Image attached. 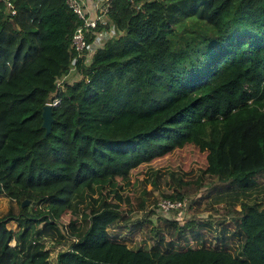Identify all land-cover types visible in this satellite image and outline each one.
<instances>
[{"label":"trees","instance_id":"trees-1","mask_svg":"<svg viewBox=\"0 0 264 264\" xmlns=\"http://www.w3.org/2000/svg\"><path fill=\"white\" fill-rule=\"evenodd\" d=\"M9 2L0 0V194L9 203L0 264H264V0H107L109 22L95 30L111 23L114 33L86 64L71 45L82 21L64 0ZM71 69L80 77L67 82ZM53 101L43 136L41 107ZM182 147L203 154L195 188L175 168L150 165ZM163 177L170 190L160 196L179 200L210 182L190 205L224 201L230 232L222 221L213 232L210 218L160 215L148 246L110 234L127 211L154 206L143 186ZM65 241L51 260L46 244Z\"/></svg>","mask_w":264,"mask_h":264},{"label":"rangeland","instance_id":"rangeland-1","mask_svg":"<svg viewBox=\"0 0 264 264\" xmlns=\"http://www.w3.org/2000/svg\"><path fill=\"white\" fill-rule=\"evenodd\" d=\"M102 45V44H101ZM103 46V45H102ZM102 48V47H101ZM66 77L67 82H72L76 79H79L80 74L77 73V71L74 69H71L68 73L63 75ZM61 79H59L60 81ZM151 166L158 167L159 169H165L168 168H175L177 171L183 174V177L185 180L189 181L191 183V187L195 188L196 185L191 182L192 179L195 177L196 174L200 172V170L204 167V158L202 153L196 152L191 147H182L178 149H174L171 152H169L167 155H164L163 157L154 159L150 162ZM147 168L143 165H140L133 169L131 172V180H139L136 181L135 190L130 192L134 197L143 194L142 188L140 186L141 180L145 179L146 174L145 170ZM166 177H163L159 183V186L157 189H152L151 184L149 182H145L144 184V191L150 190L152 191L153 196L158 197L157 200L163 198L160 196L159 192H162V189L167 187ZM210 182L206 184V186L203 184L200 187V190H189L185 195V202L186 205L184 208L179 210H171L167 215L169 218L176 219L178 222H185L190 219H197V221L210 218L212 223V229L214 232V226H218V222L222 221L224 225L227 226L228 232L233 228V222L231 221L232 216L227 211V204L224 201L217 202V203H211L206 204L207 202L203 200L202 204L200 206L204 207L203 211H196L197 209L192 208V205H190V201L193 197L198 196L201 194L202 189L207 188ZM167 189L170 190V188L167 187ZM156 200V201H157ZM155 201V202H156ZM30 202H28L25 206H28ZM188 205V207H187ZM206 205V206H204ZM210 205V207H208ZM9 206V203L7 201V198L0 194V210L4 211ZM153 207L152 204H150L148 207L141 209V210H130L127 211V221L119 222L118 224L114 225L113 227H110L108 229L109 233L112 235H116L119 238H126L129 239L127 244H134V241L140 244H144V246H148L153 241V230L152 228L155 227L156 220L159 219L157 216L161 217L162 214L160 212H155L154 210H151ZM121 208H124V204H121ZM234 209H238V205H233ZM127 210V209H125ZM151 210V212H150ZM146 213H149L146 215ZM165 214V215H166ZM161 215V216H160ZM166 217V216H165ZM140 220V225L137 227H131L128 229L129 225L132 224L134 221ZM161 224V222L159 223ZM13 222H8V226H13ZM210 232V233H213ZM209 234H205V237H209ZM191 245H194L192 242ZM67 246V242H62L59 244H52L47 243L46 248L48 249V254L51 260H53V257L57 250L64 249Z\"/></svg>","mask_w":264,"mask_h":264},{"label":"built area","instance_id":"built-area-1","mask_svg":"<svg viewBox=\"0 0 264 264\" xmlns=\"http://www.w3.org/2000/svg\"><path fill=\"white\" fill-rule=\"evenodd\" d=\"M3 1L6 7H10L9 0ZM64 2L82 21L75 27L72 33L71 45L76 50V55H85L83 62L86 64L94 50L99 47L98 38L101 33L106 32L107 35L114 33V28L111 23H109L108 29L95 30L97 24L104 26L109 22V3L107 0H64ZM10 11L13 12V9L11 8ZM86 33L95 34L94 40L90 44H87L85 41L84 35ZM84 49H86V52ZM54 102H50V104ZM185 205V199L179 200L163 197L156 201L152 209L155 212H160L162 216H168L167 214L171 210L182 209Z\"/></svg>","mask_w":264,"mask_h":264},{"label":"water","instance_id":"water-1","mask_svg":"<svg viewBox=\"0 0 264 264\" xmlns=\"http://www.w3.org/2000/svg\"><path fill=\"white\" fill-rule=\"evenodd\" d=\"M41 127L44 128V135H46L50 131L51 121H52V115H51V104L49 102H46L41 107ZM29 202V200L24 199L21 202V205H26Z\"/></svg>","mask_w":264,"mask_h":264},{"label":"crops","instance_id":"crops-1","mask_svg":"<svg viewBox=\"0 0 264 264\" xmlns=\"http://www.w3.org/2000/svg\"><path fill=\"white\" fill-rule=\"evenodd\" d=\"M110 35H107L106 32L101 33V35L98 38L99 42V49L104 45L105 40L109 37ZM102 44V45H101Z\"/></svg>","mask_w":264,"mask_h":264}]
</instances>
